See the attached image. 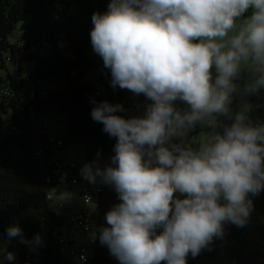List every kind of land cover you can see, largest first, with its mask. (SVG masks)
Returning a JSON list of instances; mask_svg holds the SVG:
<instances>
[{"label":"clouds","instance_id":"obj_1","mask_svg":"<svg viewBox=\"0 0 264 264\" xmlns=\"http://www.w3.org/2000/svg\"><path fill=\"white\" fill-rule=\"evenodd\" d=\"M91 22L111 87L150 101L127 118L121 104L93 101L92 120L116 139L109 163L80 169L118 197L100 244L119 264H187L223 239L225 224L246 226L264 191V122L248 102L231 107L242 74L243 94L264 90V0H109ZM197 125L208 131L188 140ZM17 237L42 243L10 226L8 240Z\"/></svg>","mask_w":264,"mask_h":264},{"label":"trees","instance_id":"obj_2","mask_svg":"<svg viewBox=\"0 0 264 264\" xmlns=\"http://www.w3.org/2000/svg\"><path fill=\"white\" fill-rule=\"evenodd\" d=\"M108 2L0 0V68L5 69L9 59L16 61L20 72L17 76L0 75V126L13 121L22 130L19 136L0 137V249L15 254V260L9 262L0 253V264H72L49 235V230L62 227L64 220L45 197L44 166L34 157V142L28 135L36 125L34 115L47 105L64 116L63 136L59 135L64 147L77 142L84 147L87 163L98 160L103 167L110 162L116 139L102 131L101 123L92 120L93 101L121 104L126 110L134 95L118 86L111 89L110 71L92 50L91 16L93 12H105ZM15 32L22 46L13 42ZM22 58L32 63L24 70ZM93 69H99L96 83L86 77ZM48 78L56 83L55 88L48 91L35 86L31 91L37 99L27 102L29 97L25 95L29 91L23 90L25 84ZM4 88L8 94L1 92ZM41 91L46 92L42 97ZM246 97L252 101L251 95ZM234 101L235 95L232 104ZM29 105L33 107L32 119L28 116ZM116 114L129 117L126 111ZM4 116L9 120L6 123ZM101 186L95 202L96 213L91 214L94 243L89 248L86 264H119L99 241L98 230L106 226V212L119 202L112 187L102 183ZM251 199L254 210L247 225L225 224L223 239H215L210 251L204 250L195 258L189 255L187 264H264V191ZM42 225L47 229V238L41 237L42 243L34 248L22 243L19 237L11 241L7 238V229L18 226L24 238L32 241L36 234L40 235Z\"/></svg>","mask_w":264,"mask_h":264},{"label":"built area","instance_id":"obj_3","mask_svg":"<svg viewBox=\"0 0 264 264\" xmlns=\"http://www.w3.org/2000/svg\"><path fill=\"white\" fill-rule=\"evenodd\" d=\"M13 42L22 46V42L18 41V35L15 32L13 35ZM9 60V59H8ZM111 89L115 90L113 87ZM4 94H8V89L1 90ZM46 94L45 91H41L40 97ZM27 102H31L37 99V96L33 91L28 94ZM144 96H133L129 104V109L135 111L137 105L142 102ZM146 99V98H145ZM150 102V101H148ZM253 111L249 113L253 122H259L254 118L255 113L262 108L259 102H253ZM28 116L32 119L33 107L29 105L27 107ZM34 128L29 131V139L34 142L33 155L44 166V176L42 182L45 186V197L52 203H55V207L58 209L56 212L64 220V225L59 228H51L49 235L54 238L62 253L65 252L67 257H71L74 253L79 264H86L89 260L88 252L90 246L94 243L92 236H88L91 232L92 218L91 215L85 210L84 206L93 204L96 202L99 193L102 190L100 184H91L87 180L83 181L80 175L79 167L81 163L80 158L76 159H53L56 157L60 148L64 147V140L59 135L47 134L49 127L48 122L42 121L39 125H34ZM22 130L20 126L11 121L8 124L0 126V137L10 135H21ZM66 186L68 189V195H77L81 200V206L73 208L70 205L64 204L57 200L58 192L55 191L56 187ZM69 202L73 204L74 199L70 197ZM62 229H67L71 232L75 239L80 240L81 244L74 250L72 243L68 241L66 234H62ZM84 257V259H81Z\"/></svg>","mask_w":264,"mask_h":264},{"label":"rangeland","instance_id":"obj_4","mask_svg":"<svg viewBox=\"0 0 264 264\" xmlns=\"http://www.w3.org/2000/svg\"><path fill=\"white\" fill-rule=\"evenodd\" d=\"M18 46H20V45L18 44ZM31 64L32 63H31L30 60H25L23 58L21 59V68L23 70L27 69V66L31 65ZM7 73H9L12 76L20 75V72L17 69L16 61L7 60L6 61V68L5 69L4 68H0V75L5 77V75H7ZM98 73H99V69H93V70H90L89 72H87L86 77H88L90 80H92L93 83H96V77H97ZM24 75L25 74L22 73L21 77L24 78ZM246 79H247V76L244 75L240 80L235 81V83H237L239 85V87H240V92L238 94H235V101L231 105V107L233 108L234 111L239 110V105L241 103H243V102L252 103L254 101V99H252V101H248L245 98V95L243 94V87L241 86V84L244 85V83L246 82ZM35 86L47 89L48 91H52L55 88L56 83L53 82V80L50 79V78H48V79H36V80L30 81V82H27L25 84V86L23 87V90L24 91L27 90V91L30 92ZM95 87L97 89H100V87L98 85H96V84H95ZM29 92L27 93V95L29 94ZM27 95H25V96L28 98ZM145 103H150V102H148L145 98H143L142 102L137 105L135 111H130L128 109V107H126V112L128 113L129 116L138 115L140 112L144 111V107L143 106H144ZM176 106L179 107V108L186 107V105H184L181 102H177ZM4 120H6L5 123L9 121L7 116H4ZM33 120H34L36 125L41 124V122L43 120L48 122L49 127H48V129L46 131L47 134L54 135V136L55 135L63 136V129H64V121L63 120H64V116L59 114L56 111H52L47 105L42 107L41 113H36L34 115ZM201 131H208V129L207 128H203L202 129L201 126L197 125L196 128L192 132L189 133L187 139L188 140L197 139V136H199ZM175 142L178 143L179 141L177 140ZM193 147H196V145L193 144ZM64 158L65 159L66 158L67 159L80 158L81 159V163H80L79 171L82 168V166L85 163H87L86 160H85L84 147H83L82 144H79L77 142L71 143V144H69V145H67L65 147L60 148L58 153H57V155H56V157H53V159H64ZM95 161H97L99 166H100V162L98 160H95ZM82 180L86 181L83 178H82ZM97 183H101L99 181V178H97ZM55 191L58 192V195L56 197V201L59 200V201H61L64 204L72 206L73 208H75L76 205L78 207L81 206L82 203H81V200H80L79 196H77V195H71V196L68 195V189H67L66 186L62 185V186L56 187ZM70 197L73 198L74 201H75L73 204L69 202ZM52 207H53V210L55 212H58V209L55 207V203L54 202L52 203ZM84 208L91 215L90 211L95 209V206H94V204H89V205H86ZM91 218L93 219L92 216H91ZM62 234H64V233L62 232ZM40 236L44 240H45V238H47V229L43 225L40 227ZM66 236H67V234H66ZM88 236H93V232H90ZM73 240H77V239H73ZM68 241H70L69 238H68ZM80 244H81L80 240L75 241V243L73 245L74 250H76L79 247ZM63 255H64V257H67L65 252H63ZM66 259L68 261H70L72 264H79L77 262V258H76L75 253L71 257H67Z\"/></svg>","mask_w":264,"mask_h":264},{"label":"crops","instance_id":"obj_5","mask_svg":"<svg viewBox=\"0 0 264 264\" xmlns=\"http://www.w3.org/2000/svg\"><path fill=\"white\" fill-rule=\"evenodd\" d=\"M245 74H242V77L244 76ZM244 82V81H243ZM242 82V83H243ZM241 86L243 87V84H241ZM245 95V94H244ZM245 98L248 100V98L246 97V95H245ZM259 98V99H258ZM251 99H254V101L253 102H259L262 106V108L260 109V111H258V112H256L255 113V116H254V118L256 119V120H258L259 122H264V90H261L257 95H251ZM248 101H250V100H248ZM252 102V103H253ZM252 103H250V104H252ZM252 111H253V109H252ZM143 112H140L138 115H141ZM96 184H100L101 185V183H96ZM75 202V201H74ZM73 202V203H74ZM94 204V206H95V209H93V210H91L90 211V213L93 215V214H95L96 213V203H93ZM78 206L76 205V207L75 208H77ZM85 207V206H84ZM62 232L64 233V234H67V237L70 239V242L72 243V244H74L75 243V241H77V240H73V239H75V237L72 235V233L71 232H68V231H66L65 229H62ZM74 242H73V241Z\"/></svg>","mask_w":264,"mask_h":264}]
</instances>
